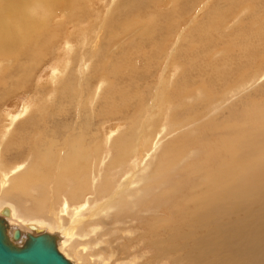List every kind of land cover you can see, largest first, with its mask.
<instances>
[{
    "label": "bare ground",
    "instance_id": "1",
    "mask_svg": "<svg viewBox=\"0 0 264 264\" xmlns=\"http://www.w3.org/2000/svg\"><path fill=\"white\" fill-rule=\"evenodd\" d=\"M18 1H19V3H18ZM188 1L189 0H122V1L121 0H109V3L106 2L105 4H103L104 0H100V3L96 4L94 2V0H0V54L4 53V55H2V56L8 60H12L13 64L15 62H17L19 59L20 65L18 64L19 65L18 69H22V68L26 69L27 68V65H25V63H24V66H26V67L23 66V62L21 61V60H23L22 59L23 56L22 57L19 56L20 53H22V55H24V60L26 62H30V64L33 65L32 69H36L38 67V64L45 57H47L48 55H51L50 59H52L53 61L49 62L48 68L49 69L53 68V71L50 70L51 71L50 74H52V78L49 77L47 79V84H48L47 87L51 93L50 96L55 97V94L58 93V90H62V92L67 94L68 91H66L65 88H68V87H66L68 79L66 80L65 78L70 76V74H74L77 78H79V80L80 79L83 80V78H85V72H86L85 63H86L87 56L97 55V53L99 51L100 53H102V59H104V60H107L106 57H109L112 59L115 58L112 53L106 54L107 50H109L108 49L109 45L106 47V50L103 52V48L100 47L101 40H103L104 41L103 44L106 45L105 39L108 40V42H110V43H115V42H118L117 40H123L124 39V42H123V44H121V46L119 45L120 43L118 44L120 46V48L117 49L118 51L115 52L116 55L117 54L120 55L121 53L126 51V49H127V51H129L128 54L132 53V51L129 47V42L132 41L133 39H135V36L143 37L142 39L140 37L141 40L138 39V41H137L138 43H140L142 40L144 41V38L148 39L150 37V39H151L150 42H152V44H153V41L157 42L156 40L158 38V34H160L158 39H161L160 37H162V36L166 37V34H168L167 32L174 30L175 24H176L177 20L179 19V17H182V16H184V13L189 12V10L187 8H185ZM248 1H250V0H248ZM257 1H259V0H257ZM261 1L262 0H260V2ZM84 2L86 4H90V5L92 3H94V5L92 6V11H90L89 7H86V4H84ZM254 2H256V1H254ZM127 3L132 4V5L129 7L123 8L125 5H127ZM262 4H263V2H262ZM228 5H230V4H228ZM228 5H226V10L224 9L225 12H220L216 3L213 4L212 7L209 8L208 11H206L207 14H205L206 16L204 17V19L206 18L209 22H207V21H206V23H204V22L199 23L198 22V24H194L197 27L195 26V29L191 31L193 33H191V34L189 33L188 35H186V40H185V42H188L187 41L188 39L191 40V42L194 44V47L193 46L189 47V50L185 54V59H187L189 57V55L194 51L195 48H196V51H197V49H200V48L203 49V54L205 55L204 58L205 57L209 58L206 55H210V53H211V55H213L215 57L218 56V54H221V51H220L221 49L219 48L220 46L218 47L219 52L217 51V53H216L217 48L213 47L212 52H210L209 54L207 52V54H206L205 48L202 45L207 44L208 42L203 43V41H202V43L196 44V40L200 39L198 37L201 36V39H202L203 37H205L208 34H211V35L212 34H214V35L218 34L219 37H218V35H216L218 37V39L219 38H225V37L227 39L230 31H228L227 32L228 34H226V35L223 33L226 32V30H228L229 26H230L229 24L228 25L225 24V21H224V19H226L228 21V23L230 21L231 16H229V15H230L231 11L229 12V10L227 9ZM236 5H238V4H236ZM166 6H168L169 8ZM231 6H232V4H231ZM256 7H257V5H256ZM259 7H260V4H259ZM262 7H263V5H262ZM6 8H12L13 10L10 9L12 11L6 13V12H4V10ZM73 8H75V9L71 10ZM238 8H240V7L238 6ZM234 9H236V8H234ZM242 10L243 9H240V10H238V12L239 11L242 12ZM232 11H234V10L232 9ZM238 12L236 10L235 13H238ZM248 12L249 13H246L244 10V13H246L247 16H249L252 19L251 21H255L257 19V17L260 19V20L257 19V21L253 22L254 25L257 26L256 28H254L255 34H253V35H257V36H253L254 37L253 40L250 38L251 35H250V37L246 36V33H245L246 31H244L242 24H240L241 26H239L238 32L236 31L237 33H235V32L232 34L230 33L231 35H234V37L237 34H239V35H237L239 37H236V38L237 39L240 38V40H241L240 42H242V43L245 42L247 45L246 46L245 44H243L245 46L243 51L241 48L242 45L240 46L239 43H238L239 46L236 45L239 49H241V53L243 52L244 58H245V60H247V62H246L247 64L244 62H243L244 64H240V63H242V62H240L239 63L240 66L236 65L237 72L239 71L240 73H241L243 65L244 66L248 65V67L253 66V64H250V66H249V60L252 56L249 53V51H251L250 50V46H251L250 43L253 44V43H257L259 41L257 43V45H260V48H262V50H264V38H263L264 35L260 34V30H261L260 26L264 25V17H263L264 15L262 12H261L262 14L260 13L261 15H256V16L254 14H250V13L255 12L253 5H252V7H250L248 9ZM228 13H229V15L226 16ZM59 17H63L64 20L63 21H57V20H59V19H57ZM261 17L263 18L262 20H261ZM192 18H190V20ZM162 21L167 22V24H166L167 26L163 25L164 28H159L160 27L159 24ZM251 21H250V24L252 23ZM53 22H55V23L52 24ZM162 23H164V22H162ZM44 27L45 28L50 27L49 31L42 30ZM65 27H68V28H65ZM251 27H253V26H251ZM150 28H151V30H150ZM151 31L153 33L157 32L158 34L155 33L157 37L154 38L153 36H150L149 34L151 33ZM249 31H251V29ZM128 32H131V33L127 35ZM165 32H166V34H165ZM68 33H69V36L75 35V39L70 40L69 37L67 38ZM61 36L64 37V40H62L63 41L62 50H64V48H66V52L63 51L66 53L65 54L66 56L64 55L65 59H63L64 65L62 67H59V61H60L61 57H57L58 55L56 54L57 56H56V58H54L52 55V51H51L50 46L54 47L55 46L54 41L58 37H61ZM245 36L248 38L246 39ZM113 37H116L117 39L115 40ZM169 37H170V35L167 36L168 39H169ZM182 37H184V36H182ZM213 38H214V36L212 37V39ZM237 39L235 41H237ZM135 40H137V39H135ZM206 40H207V38H205V41ZM58 41H60V40H58ZM58 41H56V43ZM163 41H164V38H163ZM166 41L167 40H165V42ZM215 41H213V42H215ZM217 41H216V43H217ZM220 41H221V39H220ZM147 42H149V41H147ZM121 43H122V41H121ZM192 43H189V44L191 45ZM209 43H212V42H209ZM228 43H230V42H228ZM232 43H234V42L232 41ZM141 44H139V45L136 44V46H139L138 47L139 49L135 46H131V47H134V49L132 48V50H134L133 53H140V54L144 55V52H146V51H144L146 47L144 45L142 46ZM110 45H112V44H110ZM165 45L166 44H164V46H162V47H165ZM222 45H224V44H222ZM14 46H15V48L16 47H19V48L10 49V48H13ZM102 46H104V45H102ZM151 46H153V45H150L149 47H151ZM140 47H141V49H140ZM143 47H144V50L142 49ZM207 47H210V46H207ZM154 48L156 49V47H154ZM57 49H61V45L58 46ZM113 49H116V48H113ZM255 49L253 48L252 52ZM52 50H53V48H52ZM80 50H84L85 53L82 52L83 54H78L77 51L81 52ZM162 50H160V51L162 52ZM55 51H56V49H55ZM127 51H126V53H127ZM166 51L168 52V49L165 50L164 52H166ZM180 51H181V43L179 42V44L177 45V48L175 50V54L171 58L170 61L177 60L179 58V56H181L180 55L181 53L179 54ZM207 51H208V49H207ZM59 52L62 53V51H59ZM70 52H72V54H70ZM164 52L162 54L165 55ZM225 52H226V50H225ZM228 53H229V51H228ZM226 54H227V52H226ZM105 55H106V57H105ZM121 55L123 57V55H125V52H124V54H121ZM2 56H0V57H2ZM18 56H19V58H18ZM117 57H119V56H117ZM150 57H151V53H150ZM240 57H238V58H240ZM96 58H98V56L97 57L95 56L92 59L96 60ZM109 58H108V61H109ZM135 58H132V59L135 60ZM159 58H160V56H159ZM211 58H212V56H211ZM71 59L73 60V62ZM112 59H111V61H112ZM118 59L119 58H116V60L115 59L114 60L117 61ZM123 59H125V58L123 57L122 60ZM162 59H163V57L161 58V61H163ZM227 59H228V57H227ZM241 59L243 60V57ZM99 60H101V59L99 58ZM126 60H128V59L126 58ZM211 60H213V59H211ZM235 60L236 59H234V61ZM118 61H121V60H118ZM151 61L152 60H150V62ZM161 61H160V63H161ZM190 61H192V60L190 59ZM230 61H231V59H230ZM236 61H238V60H236ZM112 62L114 64H116L114 61H112ZM130 62L131 61H129V63ZM136 62L137 61H134V63L136 64V66L134 65L135 68L138 67L137 66L138 63H136ZM175 62H178V61H175ZM256 62H258V61H256ZM75 63H76V65H75ZM99 63H100V61H99ZM120 63L121 62H119V64ZM127 63H128V61L126 62V65H127ZM258 63H255V64L257 65ZM70 64L72 66H74L71 69L69 68ZM119 64L114 65L113 69L115 68V66L118 65L117 67L119 70ZM123 64L120 66L122 67ZM172 64H173L174 68H177L176 67L177 64H175L173 62H172ZM94 65H95V63H94ZM108 65H110V64H108ZM126 65H124L125 68L123 67L122 69L127 70L128 68L130 69V67L131 68L134 67V66L129 67ZM130 65H131V63H130ZM132 65H133V63H132ZM216 65H217V63H216ZM54 66H55V68H54ZM95 66L98 67L97 65H95ZM110 66H109L108 71H110L111 74L118 72L117 70H115V71H113V69L111 70ZM156 66H159V65L156 64ZM226 66L228 68V66H229L228 62H227ZM126 67H127V69H126ZM231 67H234V66H231ZM256 67L258 69L259 66H256ZM167 68H168V66H167ZM227 68L224 71H222L216 75H222L223 74L222 76L226 78L227 73H229V72L231 73V71L233 69V68H230V66H229L230 69H227ZM115 69H117V68H115ZM133 69H132V71H133ZM10 70H11V68H10ZM12 70H13V68H12ZM14 71H16L15 73L17 74V70L15 69ZM102 71H104V70H101V72ZM108 71H107V73H108ZM120 71L121 70H119V72ZM243 71H244V69H243ZM18 72L22 73L21 70H18ZM28 72H31V71H28ZM33 72H34V70H33ZM125 72H123V73H125ZM136 72L138 73V71H135L133 73L137 74ZM123 73H121V74H123ZM23 74L25 77H28L25 75V73H23ZM23 74H22V76H23ZM27 74H29V73H27ZM30 74H32V73H30ZM131 74L132 73H130V71H129V75H131ZM135 74H133V75H135ZM19 75H21V74H19ZM127 75H128V73H127ZM230 75H232V74H230ZM254 75L255 76H253V77L255 80L257 78H259V77L255 78L256 74H254ZM121 76H123V75H121ZM166 76H168V73L164 72V75H162V78L166 77ZM222 76H220V77L222 78ZM2 77H4V76H2ZM104 77H108V76L106 75ZM128 77H130V76H128ZM137 77H138V75H137ZM137 77H136V79H137ZM262 77H263V75H261V78ZM21 79L24 80V77ZM4 80H6V79H4ZM25 80H27V79H25ZM28 80L30 82V78ZM69 80H70V78H69ZM78 82H79V84L76 83L77 85L75 84L74 87L72 88V90L77 89L78 91H80L79 90L80 88H78V87H80V84L82 85V83H81V81H78ZM216 82H217V80H216ZM223 82H225V81H219V83L221 85ZM226 82H227L228 87H225V89L227 91H224V93L222 94L223 100H225L227 98L234 100L241 95L240 94L241 92L245 91L243 86L245 85V82H247V79L245 81H242L240 78H237V77L232 78L230 76L229 78H227ZM69 83H72V81L71 82L69 81ZM254 83H256V82H254ZM75 86H76V88H75ZM89 86H90V84H89ZM98 88L99 87H92V89H91V87H90L91 90H89V92H90L89 95H91L92 92H93V95H91V97L90 96L87 97L86 99L84 97L85 96L84 93L83 94L81 93L82 95L79 93L80 97H79V99H77V102L79 103L80 108L78 109L77 108L78 106L76 107V110L73 111L74 114H72L70 119L65 117L62 120L61 127H58V129H53L54 127L50 128L49 130L47 129L45 131L40 130V129L39 130L36 129L37 133H35L34 129L28 127L32 124L25 122L26 120L29 119L28 118L29 117L28 111L30 109H28V111L24 109L25 113L26 112L27 113L26 114L24 113L25 115L23 118L20 117L22 115V113L24 112L23 109L21 110V112L19 114L16 113V115H14V116H10L9 114L3 115L5 118H7L9 120V122L7 123L6 126L4 125L5 123L3 124L5 126V128H3V126L1 125L2 130H0V147H3V144H4L3 140L6 138L7 132L9 130L15 129L19 132V134L21 132L20 137H21V139L23 138V140H21V142H20L21 146H22L21 147V158H24L26 154L29 155L25 159V161L20 162V164H18L17 166L12 165L11 167L5 168L4 170H7V173L4 174L2 177V178H4V182L0 181V210L3 207L7 208L8 214L5 215L4 218H5L6 222L8 223L9 227L10 228L16 227L21 232H24V231L29 232L30 229L27 227V225L33 224L39 230H45L49 233H55L57 236L56 246H57L58 251L60 253H62L67 259L72 261L73 264H109L112 261L111 259L113 258V254H110L108 256V254H109V252H107L108 248H114V249L118 250L120 252V254H123L124 253L123 250H125L123 248H127V247H126V245H124V247H123V245H121L122 247H120V246L114 247V244L111 242L105 241L107 239L104 237L105 236H108L110 238L114 237L115 238L114 240H119V238L117 236H121V235L122 236L126 235L127 238L132 237L128 231H123L124 228H120L117 224L125 227V225L127 223L124 224L122 220H125L128 217V215H130V213H131L130 211H129L130 213L127 212L130 205L132 204L131 202H130L131 204H129V201L132 199H138L139 202H140V200H143L144 203L140 204L138 209L137 208L135 209L136 210V216H138L141 219L140 225H141V228L145 230V232L143 235H137L136 236L137 238H133L132 241H130L131 239H128L127 241L130 243L135 242L137 247H139L138 244L140 242L146 243L148 241V242L152 243L153 246H154V244H157L159 247L158 248L159 254H157L159 260L162 259L163 257L169 258V257L175 256L178 252H181V253L183 252V255L181 254L180 260H178L179 264H263L264 252L258 251V250L264 248V108H260L257 105V103L254 104V102H253V103H251L250 106L245 107L243 109L240 119L236 118V117H231V118H233L232 122L230 120L225 121V123H222L221 127H219V128L217 125V128L219 129L218 131L222 132V134L220 135V133L217 131V133H219V135H220V137H218V138H221L220 143L217 146H219V147L222 146L224 148V152L228 155V156H226L227 158L225 157L226 163L223 165L224 168L221 171L217 172L218 170L216 171V168H214L213 165L211 167V165L209 164L210 168L212 169L211 170L212 172H208L209 170L204 171L207 174V177L203 181L204 191H201V190L196 191L193 188H191V189L189 188L185 193L180 192L178 189H173V187L171 185V183H173V182H171L169 184V188L168 189L166 188V190L160 191L158 189L160 191L158 194L150 195L151 197H149L150 200L148 201V203H150V204H148V206L150 208H153V206H151V204L155 205L157 208V211L158 212L160 211L161 215L157 214V211H156V213L153 216L152 215L150 216V217H152V219L147 221V220H144V219H146L145 217H147V214H148L146 209H150V208L147 207V199H145V197H148L147 195H149V191H143V192H141L142 190H140L139 192L134 191L133 187L130 186V184H128V183L127 184L125 183L124 186L119 191L116 189L118 181H115L114 179H112L110 177L111 174H110V176L107 174L103 175V168L105 167V162H104L105 160L101 158V156H102L101 153L99 155V145L100 144H99V141H97V138L94 141L95 142V144H94L95 152H93V154L87 153V151H89L90 149H89V147H87L88 144L86 145L85 141L89 139V137L87 135L90 132L89 130L90 129L92 130V128L86 126L85 121H87V116H85L86 114L83 115L81 112L84 108L83 103H81V101L84 100L85 106L87 103L89 106L93 105V107H95L94 105L97 103L99 96H101V93H100L101 89L99 90ZM217 88H220V87L217 86ZM116 89H117L116 87H115V89L112 88L113 91L114 90L118 91ZM218 90L220 91V89H218ZM78 91L76 94H78ZM123 91L121 90L120 93H122ZM83 92H84V90H83ZM191 92L193 93L194 91H191ZM120 93L118 95H120ZM7 94H5V95H7ZM73 94L75 95V91ZM124 94L127 96L126 92ZM256 94H258V92L254 93L255 96H257ZM115 95L117 96V94H114V95H112V97H110V99L114 98ZM200 95H201V93H200ZM77 96H79V95H77ZM77 96L75 98H77ZM122 96H118V97H122ZM190 96H191V94H190ZM0 97H2V96H0ZM64 97H66V96H64ZM67 97L65 98L66 100H67ZM192 98H194V97H192ZM218 98H219V96H218ZM88 99H90V100H88ZM105 99L107 100V98H105ZM248 99H249V97H248ZM163 100H164V98H163ZM229 100H227V103H225L223 105V108L221 107L219 111H221L222 113L225 112L224 109L226 108V104H228ZM107 101H110V100L108 99ZM124 101H125V99H124ZM124 101L122 100V102H124ZM159 101H160V99H159ZM251 101H255V100H252V98H251ZM75 102H76V100H75ZM112 102H111V104L114 103V102L113 103ZM74 103H72V104H74ZM111 104L109 103L110 106L114 105V104L113 105H111ZM62 105H64V104L62 103ZM115 105H116V103H115ZM185 105H187V104H185ZM218 105L220 106V103H218V100H217L213 104L212 107L213 108L218 107ZM23 106H22V108H23ZM47 106H50V99H47V101L41 105L40 108L42 110V114H43L44 109ZM73 106L75 107V104ZM116 106H118V105H116ZM228 106H229V108L231 107L229 104H228ZM74 107H72V108H74ZM106 107H107V105L105 104V109L106 110L110 109L109 106H108L109 108H106ZM233 107L234 106H232V108ZM111 109H112V107H111ZM115 109H118V108L115 107ZM115 109H113V110H115ZM226 110H227V108H226ZM109 111H107V114L109 113ZM215 111H217V110H215ZM59 112H61V111H59ZM208 113H209V114H207V115H209L208 117L216 115V113H214V111H212L211 113L210 112H208ZM42 114H41V116H42ZM113 114L114 113H112V115ZM3 116L0 117V120H1V118H3ZM99 116H100V114L96 112V113H94V116L93 115L91 116V118H93V117L98 118ZM225 118L228 119V116H226ZM44 120H46V119H44ZM188 120L189 119H187L186 122L191 123V120H190V122ZM217 122L218 121H216L215 123H217ZM70 123H72V124H70ZM44 124H45V122H44ZM199 124H200V122H199ZM204 128H206V127H204ZM213 128H215V127H213ZM76 130H77V132H76ZM163 130H166V128L164 127ZM202 130H203V128H202ZM113 131L114 130L110 131L109 133H111ZM86 132H87V134H86ZM15 133H17V132H15ZM92 133H94V132H92ZM96 133L97 132L94 133L95 136H96ZM114 133H113V135L118 136V134H116V133L114 134ZM211 133H212V131H211ZM137 134H139L138 139H140V136L142 137V135H143L142 131L140 133H137ZM163 134H165V132L160 133V136H164ZM107 135L109 136L110 134H107ZM112 136H110L108 139H106L104 141L105 144H107L108 146H112L109 148H114V146L119 147L118 146L119 142L113 141L111 139ZM156 136L157 137H155V138H158L159 135L156 134ZM206 136H208V135H206ZM7 137H8V134H7ZM105 137H106V135H105ZM207 139H208V137H207ZM213 139H215V138H213ZM19 140H17V141H19ZM204 140L205 139L203 138V142H204ZM40 141H41V145L46 144L42 148V150H41L40 145H36V143L40 142ZM199 141H200V139H197L193 142L200 143ZM13 142H16V141H13ZM13 142H12V144H13ZM190 142L191 141H189V143ZM203 142H201L202 144L201 143L200 144L203 145ZM211 143H212V141H211ZM16 144H17V142H16ZM92 145L93 144L91 142L90 146H92ZM26 146L28 148H26ZM39 146H40V148H39ZM108 146H106V147L108 148ZM157 146H158V144L154 145V147H157ZM179 146H181V145H179ZM53 148L56 149L57 155H54L56 153V151L54 153L52 150ZM210 148H211V146H210ZM197 149L198 148H196V150ZM122 150H124V149H122ZM122 150L120 152L121 156L124 152H126V151L122 152ZM183 150H184V148H183ZM183 150H181V151H183ZM217 150H218V148H217ZM220 150H222V149H220ZM176 151H179V149ZM31 152H33V154H34V152H37V154L42 155V158H43V166L42 167L44 169L47 165V167L51 171V174L49 172L40 173L42 170L40 172L32 170V168L34 166L33 165L34 161H33V158L30 156ZM207 152H211V151L207 150ZM221 152L222 151H220V154H221ZM195 153H197V151H195ZM195 153H194V155H195ZM180 154L181 153H179L178 155H180ZM201 154L203 155L205 153L202 152ZM168 156H170V155H168ZM212 157L210 156L211 159H213ZM123 158H125V157H123ZM169 158L173 159L171 156ZM37 159H38V157H37ZM37 159H35V161H37ZM116 161H120L119 159L117 160V157H115L114 162L116 163V166H118L119 164H117ZM173 161H175V160L173 159ZM198 161H199V159H198ZM222 161H223V159H222ZM214 162H215V160H214ZM217 162H215V163H217ZM198 163L199 162H197L196 164H198ZM203 163H205V162H203ZM146 167H148V165ZM193 167L191 168V165H190L189 169L190 168L193 169ZM200 167L201 166L199 163L197 166L198 170L197 169L194 170L195 174L201 173L203 171ZM219 167L221 169V166H219ZM181 170H184V168L181 167ZM190 173H192V170ZM120 175H123V174H120ZM53 177H54V180L52 179ZM192 177H194V176H192ZM184 178L185 177H183V179ZM180 179L181 178H179V181H180ZM174 181L176 182V180H174ZM200 181H202V180H200ZM185 183H189V182H187V180H186ZM159 184H158V187H159ZM179 185H181V184H179ZM145 187H147V186H145ZM140 189H142V188H140ZM115 190H116V192H115ZM112 192H115V194L110 195V198L106 201V204H107L106 212L107 211L111 212V214L109 213L110 217H111V219L114 220V221H109V222H112L111 224H109V225H107L105 223L103 224L104 220L103 221L100 220L101 217H104L103 215L101 217L99 216L100 217L99 220H98V217L95 216L93 221L89 220L87 217L86 218L84 217V215L90 213L91 208H93V206L95 204L99 203V201L101 203L102 199H99V197L103 196L102 195L103 193H107L106 195H108V194H111ZM104 196H105V194H104ZM97 199H98V202H97ZM161 199H162L163 205L159 204V202H158V200L160 201ZM80 201H82V202L77 204V205L76 204L74 205V203L80 202ZM89 206H92V207L89 208ZM104 206H105V204H104ZM113 206L114 207L116 206L115 209L112 208ZM163 206H164V208H163ZM256 206H258V208H257L258 211L252 216L251 209H254ZM99 208H101V207H99ZM109 208H111V209H109ZM101 209H103V208H101ZM104 209H103V211H105ZM93 211H95V210H93ZM141 211H144V212L140 213ZM106 212H104V213H106ZM233 212L234 213L241 212V215L244 214L245 217L244 218L241 217L242 219H240V220L239 219L231 220L230 214H232ZM107 216L109 217V215H107ZM225 216H227L226 219H224V221H221V219ZM247 217H251L252 220L251 221L248 220ZM108 219H110V218H108ZM160 220H162L163 222L165 220L166 222L164 225H162L163 228L159 229V227H158V231H157V229H154L151 227V221H160ZM127 221H129V220H127ZM99 222L101 224H103L104 226H106V228L104 230H101L102 229L101 227L99 228V226H98ZM178 223L187 224V228L185 230H183V232H187V233L181 234L180 236L178 235V231H177V224ZM19 225H21L22 228L18 227ZM147 232L151 233V234H147ZM97 237H101L102 239L100 238V240H101L100 242L104 241L105 244L102 245L100 242H97V243H95L96 248L94 249V246H93L94 243L93 242L98 240V239H95ZM180 237L182 239L187 240V242L185 244L182 243ZM189 242H190V246L188 247ZM160 246L161 247L167 246V248L161 249ZM143 247L147 248V244H145ZM253 249H255V250H253ZM206 250L209 251V255H207L204 252ZM142 251L143 250L141 248V252ZM142 255H143V253H142ZM252 256H256V259H254V261L252 259ZM134 258H136V262H137V257H134ZM140 259H142V258H140ZM140 259H138V261ZM116 261L117 260L114 261L115 263L114 262H112V263L113 264H124V262L123 263H120V262L117 263ZM134 261L135 260H133V262ZM131 262H130V264H132Z\"/></svg>",
    "mask_w": 264,
    "mask_h": 264
},
{
    "label": "rangeland",
    "instance_id": "2",
    "mask_svg": "<svg viewBox=\"0 0 264 264\" xmlns=\"http://www.w3.org/2000/svg\"><path fill=\"white\" fill-rule=\"evenodd\" d=\"M247 1L248 0H233V1L232 0H189L185 6V8H187L189 10V12L184 13V16L179 17V19L177 20V22L175 24V28L173 31L167 32L168 34H166V32H165L166 37L162 36V37H160L161 39H158L160 34L155 32L156 34H158V38L156 40L157 42L153 41V44H152V42H150L151 41L150 37L149 38L147 37L148 39L144 38V41L142 40L141 42L139 41L140 43H138L137 42L138 39L141 40L143 38L141 36H135V39H137V40L133 39L132 41L129 42V47H130L132 53L134 51V50H132V48L134 49V47H131V46H135L138 48L139 46H136V44L139 45L142 43L141 45L142 46L144 45L147 48V49L145 48V50H144V47L142 48L144 51H146V52H144L142 50L144 52V55L140 54V53L128 54L129 51H127V49H126L127 53H126V51H124L125 55H123V57L125 59L122 60L123 57L121 54H124V52L121 53L120 55L119 54L116 55L115 52L118 51L117 49H119L121 44H123L124 39L123 40H117L118 42H115V43H110V42H108V40L105 39L106 45L103 44L104 41L101 40L100 47L103 48V52L106 50V47L109 45V47H108L109 50H107L106 54L112 53L115 58L112 59V58L106 57V55H105L107 60H104V59H102V53H100L99 51H98L97 55L87 56L86 63H85V69H86L85 78H83V80H81V79L79 80V78H77L74 74L69 73L70 76L65 78L66 80L68 79L67 84H66V87H68V88H65L66 91H68V93L66 94V93L62 92V90H58V93L55 94V97L50 96L51 93L47 87L48 86L47 79L49 77L52 78V74H50V73H51V71H53V68H51V69L48 68L49 62L53 61L52 59H50L51 55H48L47 57H45L40 62L41 64L40 63H39L40 65L38 64V67L36 69H32L33 65L30 64V62H26L24 60V55H22V53H20L19 56H21V57L23 56L22 57L23 60H21L23 62V66L25 63V65H27V68L26 69H23V68L18 69V67L20 65L19 59L17 62H15L13 64L12 60H8V59L4 58L2 56V55H4V53H2V54H0V56H2V57H0V96H2V97H0V107H1L0 108V115H1L0 117H2L3 115H6V114H9L10 116H14V115H16V113L19 114L22 109L23 110L25 109L27 111H28V109H30L28 111L29 112V117H28L29 119L26 120L25 122L32 124L28 127L34 129L35 133H37L36 129H38V130L40 129V130H44V131L47 129L49 130L50 128H53V127H54L53 129H58V127H61L62 120L65 117L70 119L72 114H74L73 111L76 110V107L78 106L77 108L78 109L80 108L79 103L77 102V99H79L80 94L84 93V95H85L84 97L86 99L87 97H89V96L91 97V95H93V92L91 93V95H89L90 94L89 90H91L92 87H99L98 89L99 90L101 89L100 90L101 96H99L97 103L94 105L95 107H93V105L89 106L87 103L85 106L84 100L83 101H81L82 99L80 100L81 103H83V107H84L81 112L83 115L86 114L85 116H87V121H85L86 126L92 128V130L91 129L89 130L90 132L87 135L89 137V139L85 141L86 145L88 144L87 147H89V149H90L89 151H87V153L93 154V152H95V150H94L95 142L94 141L97 138V141H99V144H100L99 145V155L101 153V155L103 156V157L101 156V158L105 160L104 161L105 167L103 168V175L107 174L110 176V174H111L110 177L112 179H114L115 181H118L117 186H116V189L118 191L124 186L125 183L130 184V186L133 187L134 191H138V192L140 190H142L141 192L149 191V195H147L148 197H145V199H147V207H149L148 204H150V203H148V201L150 200L149 197H151L150 195L158 194L161 190H166V188L168 189L169 184L171 182H173V183H171L173 189H178L180 192L185 193L189 188L190 189L193 188L196 191H200V190L204 191L203 181L207 177V174L204 171L209 170L208 172H212L210 165H211V167L213 165V167L216 168V171L218 170L217 172L221 171L224 168L223 165L226 163V158H227L226 156H228L224 152V148L222 146L221 147L217 146V145H219L220 140H221V138H218V137H220V135L222 134V132L218 131L219 130L218 128L221 127V124L225 123V121L230 120L232 122L233 118H231V117H236V118L240 119L243 109L245 107L250 106L251 103H253V102H254V104L257 103V105L260 108H264V80H263L264 79V67H263L264 66V56H263L264 50H262V48H260V45H257V43L259 41L257 43H253V44L250 43L251 44V46H250L251 51H249V53L252 56L249 60V66H250V64H253V66L251 65L252 67H248V65H246V66L243 65L241 73L239 71L237 72V67H236V65L238 66L240 62H242L240 64H244L247 62V60H245V58H244L243 52L241 53V49H239L237 47V46H239L238 45V43H239L240 46L241 45L243 46V47L241 46L242 51H243L244 47H245L243 44L246 45V43L245 42L242 43V42H240L241 41L240 38H238V39L236 38V37H239V36H237L239 34H237L235 37H234V35H231V34L234 32L237 33L239 26H241L240 24H242L244 31H246L245 32L246 36L250 37V35H251L250 38L253 40L254 39L253 36H257V35H253V34H255L254 28L257 27L254 25L253 22L257 21V19H259V18L257 17V19L255 21H251L252 19L249 16H247L246 13H249L248 9L250 7H252V5H253L255 12L250 13V14H254L256 16V15H261L263 13V15H264V0H262L261 2H260V0L259 1L250 0L248 2ZM254 1H256V2H254ZM94 2L96 4H98V3H100V0H94ZM106 2L109 3V0H104L103 4H105ZM262 2H263V4H262ZM18 3H19V1H18ZM215 3L218 6L220 12H225L226 5L230 4L227 6V9L229 10V12L231 11L232 13L230 12V15H229V13L226 15V16H228V15L231 16L229 23L226 19H224L225 24H227V25L229 24L230 26H229V29L223 33L226 35V34H228L227 32L230 31L228 34V37H227V39H226V37L218 39V37H219L218 34H215V35L214 34H212V35L208 34L209 36L206 35L205 37L202 38L203 40L201 39V36L198 37L200 39L196 40V44L202 43V41H203V43L208 42L207 44L202 45L205 48L206 54H207V52H208V54L210 52H212L213 47L217 48L216 53H217V51L219 52V48H220L221 54H218V56L215 57V56L211 55V53H210V55H206L210 59L207 57L204 58L205 55L203 54V49L202 48L197 49V51H198L197 52L196 48H195L194 51L189 55L190 58L188 57L187 58L188 60L185 59V54L189 50V47H191V46L194 47V44L191 42V40H189V39L187 40L189 43H192L191 45L188 42H185L186 35H188L189 33L190 34L193 33L191 31L195 29L196 25H194V24H198V22L199 23L200 22L206 23V21L209 22L206 18L204 19V17L206 16L205 14H207L206 11H208V9L211 8L212 5ZM84 4H86V3L84 2ZM231 4H232V6H231ZM236 4H238V5H236ZM259 4H260V7H259ZM93 5H94V3H92L91 5L86 4V7H89L90 11H92ZM131 5L132 4L127 3V5H125L123 8L129 7ZM256 5L258 8L256 7ZM262 5H263V7H262ZM238 6L240 8H238ZM166 7H168V6H166ZM234 8H236V9H234ZM10 9H12V8H6L4 10V12L7 13V12H11L13 10V9L12 10H10ZM74 9L75 8H73L71 10H74ZM232 9L235 12H236V10H237V12L240 9H243V10H242V12L239 11L238 12L239 14H238V13H235L234 11H232ZM244 10L246 13H244ZM190 18H192V19L190 20ZM57 19H59L57 21H63L64 20L63 17H59ZM262 19L263 18L261 17V20ZM250 21L253 24L252 23L250 24ZM162 22H164V23H162ZM162 22L159 24V26H160L159 28H164V26L167 24V22H165V21H162ZM54 23L55 22H53L52 24H54ZM251 26H253V27H251ZM44 28L42 30L49 31V29H50V27L49 28L46 27L45 29ZM65 28H68V27H65ZM151 28H150V30H151ZM250 29H251V31H249ZM260 29H261L260 34L264 35V25L260 26ZM130 33L131 32H128L127 35ZM155 33H153L151 31V33L149 35L153 36L155 38V37H157ZM168 35H170L169 39L167 38ZM216 35H218V37ZM182 36H184V37H182ZM213 36H214V38L212 39ZM246 36H245V38L247 39L248 37H246ZM68 37L70 38V40L75 39V35L69 36V33L67 35V38ZM140 37H141V39H140ZM113 38L115 40L117 39L116 37H113ZM163 38H164V41H163ZM205 38H207L206 41H205ZM220 39H221V41H220ZM230 39L234 43H232V41ZM236 39H237V41H235ZM58 40H60L61 42ZM62 40H64L63 36L58 37L54 41L55 46L54 47L50 46L53 57L56 58L57 55H58L57 57H61V59L59 61V67H62L64 65L63 59H65L64 55L66 54L65 53L66 48H64V50H62V48H63L62 47L63 46ZM165 40H167V41L165 42ZM212 40L213 41L218 40L219 42L217 41V43H216V41L213 42ZM56 41H58V42L56 43ZM121 41H122V43H121ZM147 41H149V42H147ZM178 41L181 43V51L179 52V54L181 53L180 54L181 56H179V58L177 60H175L178 62L170 61L171 58L175 54V50L177 48V45L179 44ZM209 42H212V43H209ZM228 42H230V43H228ZM110 44H112V45H110ZM164 44H166L165 45L166 48L168 47L167 48L168 52L167 51L164 52L165 50H167L165 47H162V46H164ZM222 44H224V45H222ZM60 45H61V49H57V47ZM102 45H104V46H102ZM150 45H153L154 47H156V49L153 46L149 47ZM207 46H210V47H207ZM14 48H15V46L13 48H10V49H14ZM16 48H19V47H16ZM52 48H53V50H52ZM113 48H116V49H113ZM253 48L254 49L256 48V49L252 52ZM55 49H56V51H55ZM140 49H141V47H140ZM207 49H208V51H207ZM158 50L159 51L162 50V52L161 51L159 52ZM225 50H226L227 54H226ZM59 51H62V53ZM63 51H65V52H63ZM80 51L81 52L77 51V53L78 54L85 53L84 50H80ZM228 51H229V53H228ZM72 52H70V54H72ZM163 52L165 53V55L162 54ZM150 53H151V57H150ZM19 56H18V58H19ZM93 56L94 57L98 56V58H96L97 61L95 59H92V58H94ZM117 56H119V57H117ZM159 56H160V58H159ZM211 56H212V58H211ZM226 56L228 57V59L230 58L232 62L230 61V59L228 60ZM162 57H163V59H162L163 61H161ZM238 57H240V58H238ZM242 57H243V60L241 59ZM99 58L102 61L99 60ZM108 58H109V61H108ZM116 58H119L118 60H121V61H118V60L115 61ZM126 58L128 60H126ZM132 58H135V60ZM111 59L116 64H119V62H121L122 64L124 63L122 67L120 66L122 64L121 63L119 64V70H121L120 72H119L118 67H117L118 65L115 66V68H117V69H115V68L113 69L114 65H116V64H114L111 61ZM190 59L192 61H190ZM211 59H213V60L215 59V60L213 61ZM234 59H236L238 61H236V60L234 61ZM150 60H152V61L150 62ZM159 60L161 61V63ZM99 61H100V63H99ZM125 61L126 62L128 61L127 65H126ZM129 61H131L130 62L131 65H130ZM134 61H137L136 63H138L137 64L138 67H136V68H135L136 64L134 63ZM226 61L228 62V65L230 66V68H233L231 73L230 72L227 73L226 78L222 76L223 74L222 75H216V74L224 71L227 68V66H226L227 62ZM256 61H258L259 63ZM72 62H73V60H72ZM172 62L177 64L176 65L177 68H174ZM254 62L258 63V64L256 65ZM94 63L99 68L96 67L94 65ZM132 63H133V65H132ZM216 63H217V65H216ZM108 64H110L112 67ZM156 64H158L159 66H156ZM75 65H76V63H75ZM124 65L129 66V67L134 66V65L135 66L132 68L130 67V69L129 68L127 69V67H126L127 70H125V69H122L123 67L125 68ZM70 66H69L70 69L74 67L71 64H70ZM109 66H110L111 70L112 69H113V71L117 70L120 74L118 72H117L118 74L116 72L114 74H111V72L108 71ZM167 66H168V68H167ZM222 66L223 67L225 66V67L223 68ZM229 66L227 69H230ZM231 66H234V67H231ZM256 66H259L258 69ZM24 67H26V66H24ZM10 68H11V70H10ZM12 68H13V70H12ZM14 68L17 70V74L15 73L16 71H14L15 70ZM54 68H55V66H54ZM132 69H133V71H132ZM243 69H244V71H243ZM18 70H21L22 73L18 72ZM33 70H34V72H33ZM101 70H104L105 72L104 71L101 72ZM134 70L138 71V73L137 72H136L137 74L133 73V72H135ZM28 71H31V72H28ZM107 71H108V73H107ZM129 71H130V73H132L131 75H129ZM123 72H125V73H123ZM164 72L168 73V76L162 78V75H164ZM23 73H25V75L28 77H25ZM27 73H29V74H27ZM30 73H32V74H30ZM121 73H123V74H121ZM127 73H128V75H127ZM19 74H21V75H19ZM22 74H23V76H22ZM133 74H135V75H133ZM230 74H232L233 76ZM254 74H256L255 78H257V77H259V78H257L255 80L253 77V76H255ZM106 75L108 77H104ZM121 75H123V76H121ZM137 75H138V77H137ZM229 75L232 78L233 77L240 78L242 81H245L247 79V82H245V85L243 86L245 91L241 92L240 93L241 95L239 97L237 96L238 98H236L234 100L227 98V99H225L226 100L225 101V100H223L222 94L224 93V91H227L225 89V87H228L226 81H227V78L230 77ZM261 75H263L262 78H261ZM2 76H4V77H2ZM128 76H130V77H128ZM220 76H222V78ZM23 77H24V80L25 79H27V80L24 81L23 79H21ZM136 77H137V79H136ZM29 78H30V82L28 80ZM69 78H70V80H69ZM4 79H6V80H4ZM216 80H217V82H216ZM69 81L70 82L72 81V83H69ZM78 81H81L82 85L80 84V87H78V88H80L79 89L80 91H78L77 89H75V90L73 89L75 91V95H74L73 94L74 91L72 90V88L74 87V85L76 83L79 84ZM219 81H225V82H223L221 85L219 83ZM252 82L253 83L256 82V83L253 84ZM89 84H90V86H89ZM217 86H219L220 88H217ZM90 87H91V89H90ZM115 87L117 88L116 90H118V91L112 90V88L115 89ZM75 88H76V86H75ZM218 89H220V91ZM83 90H84V92H83ZM119 90L120 91L124 90L122 93L124 94L126 92L127 96L125 94H124L125 95L124 96L122 93H120ZM77 91H78V94H76ZM191 91H194V92L192 93ZM255 92H258V94H256L257 96L254 95ZM119 93H120V95H118ZM200 93H201V95H200ZM5 94H7V95H5ZM114 94H117V96L115 95L116 97L114 96V98L110 99V97H112V95H114ZM190 94H191V96H190ZM77 95H79V96H77ZM64 96H66V97L68 96L67 100L65 99L66 97H64ZM76 96H77V98H75ZM118 96H122L123 98L118 97ZM218 96H219V98H218ZM192 97H194V98H192ZM248 97H249V99H248ZM105 98H107V100L109 99L110 101L112 100L114 103L112 101L111 102L114 105L111 104L110 101H107ZM163 98H164V100H163ZM251 98H252V100H255V101H251ZM47 99H50V106H47L48 108L46 107L43 111V114H42V110L40 107L43 103H45L47 101ZM124 99H125V101H124ZM159 99H160V101H159ZM75 100H76V102H75ZM88 100H90V99H88ZM122 100L124 102H122ZM217 100H218V103H220V106L218 105V107L213 108L212 106ZM227 100H229L230 103L228 102V104L231 107L229 108L228 104H226L227 110L225 108L224 109L225 112L222 113L219 110L221 107L223 108V105L225 103H227ZM62 103L65 106L62 105ZM72 103L75 104V107L73 106L74 104H72ZM109 103L113 106H110ZM115 103L119 107L116 106ZM184 103L187 105H185ZM105 104L107 105L106 108L110 107V109H109L110 111L108 109L107 110L105 109ZM22 106H23V108H22ZM232 106H234V107L232 108ZM72 107H74V108H72ZM111 107H112V109H111ZM115 107H117L118 109H115ZM113 109H115V110H113ZM25 110L22 113V115L20 114L21 116L19 115L21 118H23L24 115L27 113V112L25 113ZM215 110H217L218 112ZM59 111H61V112H59ZM107 111H109L108 114H107ZM212 111H214V113H216V115L208 117L209 116V115H207V114H209L208 112L211 113ZM96 112L99 113L100 116L98 118L93 117L95 119L94 120L93 118H91V116L92 115L94 116V113H96ZM112 113H114V114L112 115ZM41 114H42V116H41ZM226 116H228V119L225 118ZM4 118L5 117L3 116V118H1V120H0V126L2 125L3 128H5V126L9 122V120L7 118H5L6 120ZM44 119H46V120H44ZM187 119H189L188 120L189 122L192 119L191 123L186 122ZM198 121L200 122V124ZM216 121H218V122L215 123ZM44 122H45V124H44ZM72 123H70V124H72ZM217 125H218V128H217ZM2 126L0 127V130H2ZM164 127L166 128V130H163ZM204 127H206V128H204ZM213 127H215V128H213ZM202 128H203V130H202ZM112 130H114V131L109 133ZM210 130L212 131V133ZM141 131H142L143 135H142V137L140 136V139H138L139 134H137V133H140ZM217 131L220 133V135H219V133H217ZM15 132H17V133H15ZM76 132H77V130H76ZM92 132H94V133L97 132L96 136ZM114 132L116 134H118V136L113 135ZM164 132H165V134H163L164 136H160V133H164ZM7 134H8V137H7ZM7 134H6V138L3 140L4 141L3 147H0V181L1 182H4V178H2V177L4 174L7 173V170H4L5 168L11 167L12 165L17 166L18 164H20V162L25 161V159L29 156L26 154L24 158H21V147L22 146H21L20 142H21V140H23V138L21 139V137H20L21 132L19 134V132L14 129V130H9L7 132ZM86 134H87V132H86ZM107 134H110V135L108 136ZM156 134L159 135L158 138H155V137H157ZM105 135H106V137H105ZM206 135H208V136H206ZM110 136H112L111 139L113 141L119 142V144L121 146L118 144L119 147L114 146V148H109L112 146H108L107 144H105L104 141L106 139H108ZM207 137H208V139H207ZM212 137L215 139H213ZM203 138L206 141L204 140V142H203ZM197 139H200L199 142L200 143L203 142V145H201L202 143L200 144L198 142H193ZM17 140H19V141H17ZM188 140L191 141L190 142L191 144L189 143ZM13 141H16L17 144H16V142H13ZM211 141H212V143H211ZM12 142L15 146L12 144ZM91 142L93 144L92 146H90ZM155 144H158V146L154 147ZM36 145H40L41 150H42V148L46 144L41 145V141H40V142H37ZM179 145H181V146H179ZM40 146H39V148H40ZM106 146H108L109 149ZM210 146L212 149L210 148ZM120 147L124 150H122ZM216 147L218 148L219 151L217 150ZM26 148H28V147L26 146ZM183 148L185 151L183 150ZM196 148H198V149L196 150ZM205 148L211 152H207V150ZM178 149H179V151H176ZM220 149H222V150H220ZM52 150L55 153L56 149L53 148ZM121 150H122V152L126 151V152H124L125 154L124 153L122 154V156L120 154ZM181 150H183V151H181ZM195 151H197V153L199 155L197 153H195ZM220 151H222L221 154H220ZM178 152L181 154L178 155L179 154ZM202 152L205 154L202 155L201 154ZM194 153H195V155H194ZM35 155L38 157V159ZM54 155H57V151ZM168 155H170L175 161H173V159L169 158L170 156H168ZM30 156L33 158V161H34V163H33L34 166L32 168L33 171L40 172L42 170L40 173L49 172L51 174V171L49 170L47 165L43 169V167H42L43 166V158H42L41 154H37V152H34V154H33V152H31ZM203 156L204 157L206 156L205 157L206 159ZM210 156L211 157L213 156L212 157L213 159H211ZM115 157H117V160L118 159L120 160V161H116L117 164H119L118 166H116V163L114 162ZM123 157H125V158H123ZM35 159H37V161H35ZM198 159H199V161H198ZM222 159H223V161H222ZM214 160H215V162L218 161L217 162L218 164L215 163ZM196 161L200 163V166H201L200 168L203 170L201 173H197V174L194 173V170H196V169L198 170L197 166L199 163L196 164L197 163ZM203 162H205V163H203ZM147 165H148V167H146ZM190 165H191V168L193 166L195 168L193 167V169H191V168L189 169ZM219 166H221V169ZM181 167H183L185 171L181 170ZM191 170H192V173H190ZM120 174H123V175H120ZM192 176H194V177H192ZM183 177H185V178L183 179ZM179 178H181L180 181H179ZM52 179L54 180V177ZM174 180H176V182ZM186 180L189 183H185ZM200 180H202V181H200ZM158 184H159V187H158ZM179 184H181V185H179ZM145 186H147V187H145ZM140 188H142V189H140ZM115 192H116V190H115ZM115 192H112L111 194H108V195H106L108 192L103 193L102 195L104 196V194H105V196H104L105 198L103 196H100L99 199H102L101 203H100V201L97 204L94 203L95 207L92 205L93 208H91L92 206H89V208H91V211H90V213L84 215V217L85 218L87 217L89 220L93 221L95 216H97L98 220H99L100 217L103 215L104 217H101V219H100L102 221L104 220L103 224L104 223L107 225L111 224L112 222H109V221H114V220L111 219V217H110L111 212H109V211H107L108 213L106 212V209H107L106 201L110 198V195L115 194ZM81 202L82 201L76 202V203H74V205L75 204L77 205ZM97 202H98V199H97ZM158 202H159V204L163 205L162 199L160 201L158 200ZM143 203H144L143 200H140V202L138 199L130 200L129 204H131V205H130L127 212L130 211L131 213L129 212L130 215H128V217L126 218L129 221H127L126 219L122 220L124 224L127 223L125 225L126 228L123 227L122 225L117 224L120 228H124L123 231H128L130 233V235L132 236L131 238L130 237L127 238L126 235L117 236L119 238V240H114L115 239L114 237H111V238L108 236L104 237L107 239L105 241L113 243L114 247H117V246L122 247L121 245H123V247H124V245H126V247H127V248H123L126 250V251L123 250V252H124L123 254H120V252L114 248H108V251H107V252H109L108 256L110 254H113V258L111 259L112 261L110 260L111 262L109 264H113L112 262H114L115 260H117L116 261L117 263L118 262H120V263L124 262V264H130L131 261H132L131 262L132 264H179L178 260H180L181 254L183 255V252L182 253L178 252L173 257H169V258L163 257L162 259L159 260V258L157 256V254H159V252H158L159 247L157 244H154V246H153L152 243H150L148 241L146 243L140 242L138 244L139 247H137L135 242L130 243L127 241L128 239H131L130 241H132L133 238H137L136 237L137 235H143L145 232V230L141 228V225H140L141 219L138 216H136V210H135L136 208L138 209L140 204H143ZM104 204H105V206H104ZM151 206H153V208L149 207L150 209H146L148 214H147V217H145L146 219H144V220H147V221L151 220L152 217H150V216L151 215L153 216L156 213V211H157L156 206L153 204H151ZM99 207H101L103 209L105 208L104 209L105 211H103V209H101ZM115 207L113 206L112 208L115 209ZM163 208H164V206H163ZM257 208H258V206H256L254 209H251L252 216L258 211ZM109 209H111V208H109ZM93 210H95V211H93ZM144 211H141L140 213H142ZM104 212H106V213H104ZM106 214L109 215V217ZM157 214L161 215L160 211L159 212L157 211ZM226 217L227 216L223 217L221 219V221H224V219H226ZM230 217H231L230 218L231 220H235V219L240 220V219H242L241 217L244 218L245 216H244V214L241 215V212H236V213L233 212L232 214H230ZM108 218H110V219H108ZM247 219L250 221L252 220L251 217H247ZM165 222H166L165 220H164V222L162 220L151 221V227L154 229H157V231H158V227H159V229H162L163 228L162 225H164ZM103 224H101L100 222L98 224L99 228L100 227L102 228L101 230H104L106 228V226H104ZM18 227L22 228L21 225H19ZM186 228H187V224L178 223L177 224L178 235L180 236L181 234L187 233V232H183V230H185ZM147 234H151V233L147 232ZM100 238L101 237L95 238L98 240L94 241L93 242L94 244L92 243L94 246V249L96 248L95 243L101 241ZM180 239H181L182 243H184V244L187 242V240L182 239L181 237H180ZM190 242L188 243L189 244L188 247L190 246ZM100 243L102 245L105 244L104 241H102ZM145 244H147V248L143 247ZM141 248L143 250L142 252H141ZM160 248L165 249V248H167V246H165V247L160 246ZM253 250H255V249H253ZM258 251L264 252V248H262ZM204 252L207 255H209L208 250H206ZM142 253H143V255H142ZM134 257H137V262H136V258H134ZM140 258H142V259H140ZM138 259H140V260L138 261ZM252 259L254 261V259H256V256H252ZM133 260H135V261L133 262ZM263 264H264V259H263Z\"/></svg>",
    "mask_w": 264,
    "mask_h": 264
},
{
    "label": "water",
    "instance_id": "3",
    "mask_svg": "<svg viewBox=\"0 0 264 264\" xmlns=\"http://www.w3.org/2000/svg\"><path fill=\"white\" fill-rule=\"evenodd\" d=\"M7 208L0 210V264H73L56 246V234L37 229L28 224L30 231L10 228L4 216Z\"/></svg>",
    "mask_w": 264,
    "mask_h": 264
}]
</instances>
